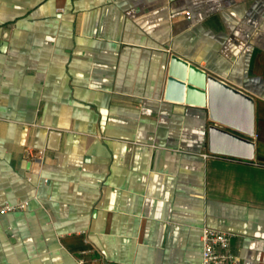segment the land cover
<instances>
[{"label":"crops","instance_id":"1","mask_svg":"<svg viewBox=\"0 0 264 264\" xmlns=\"http://www.w3.org/2000/svg\"><path fill=\"white\" fill-rule=\"evenodd\" d=\"M174 53L253 97L252 159L165 98ZM24 199L0 264H201L205 225L264 264V0H0V204Z\"/></svg>","mask_w":264,"mask_h":264},{"label":"water","instance_id":"2","mask_svg":"<svg viewBox=\"0 0 264 264\" xmlns=\"http://www.w3.org/2000/svg\"><path fill=\"white\" fill-rule=\"evenodd\" d=\"M165 98L207 107L213 122L208 126L210 152L254 157V99L249 94L174 53L168 62Z\"/></svg>","mask_w":264,"mask_h":264},{"label":"built area","instance_id":"3","mask_svg":"<svg viewBox=\"0 0 264 264\" xmlns=\"http://www.w3.org/2000/svg\"><path fill=\"white\" fill-rule=\"evenodd\" d=\"M185 14L188 15L186 9H180L171 12V16ZM26 157L29 161L35 163H42L43 149L27 148ZM28 206V200H17L13 203L0 204V215L24 210ZM233 233L228 231L219 230L210 226H203L201 233L202 241V261L201 264H238L237 255L231 248V238ZM93 249L85 247L80 249L75 257L80 264H86L91 256L93 261L96 260L92 257Z\"/></svg>","mask_w":264,"mask_h":264}]
</instances>
